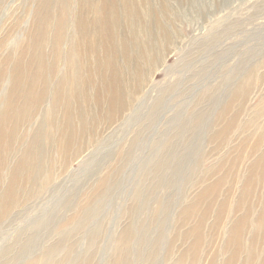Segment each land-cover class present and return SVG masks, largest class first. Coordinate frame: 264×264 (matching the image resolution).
Segmentation results:
<instances>
[{
	"label": "rangeland",
	"instance_id": "rangeland-1",
	"mask_svg": "<svg viewBox=\"0 0 264 264\" xmlns=\"http://www.w3.org/2000/svg\"><path fill=\"white\" fill-rule=\"evenodd\" d=\"M155 4L160 28L105 71L109 89L95 83L81 109L59 98L22 111L37 19L24 0L0 1V121L18 122L0 139V264H116L131 226L143 234L129 244L135 264H150L159 234L153 264H264V0ZM34 136L46 156L31 185L14 168ZM106 177L114 186L78 227Z\"/></svg>",
	"mask_w": 264,
	"mask_h": 264
},
{
	"label": "bare ground",
	"instance_id": "bare-ground-1",
	"mask_svg": "<svg viewBox=\"0 0 264 264\" xmlns=\"http://www.w3.org/2000/svg\"><path fill=\"white\" fill-rule=\"evenodd\" d=\"M24 1L34 8L33 17L37 19V32L33 45L36 51L33 54V63L27 66L26 70L25 66L19 65L21 75H24L29 68L33 71L32 77L22 86L20 95L24 105L15 108L22 111L41 106L48 101L51 102L53 109L59 98H64L63 100H65L69 110L73 107V98H76L79 101V109H81L83 102L89 98L92 91H95V83H106V89H109L112 83L106 79L105 71L111 68L113 70L112 75L116 76L115 62L122 54L128 56L139 44L137 37L148 34L154 28H160L162 14L166 13V9L164 6H158L155 3H165L167 0ZM151 4L154 6H150ZM152 21H154L153 24ZM50 33L53 34V37L48 40L47 36ZM124 35L128 37H123ZM46 47L50 48L51 60L48 58ZM62 64L65 65V71L60 73ZM17 84L18 86L23 84L22 80H19ZM9 120V116L4 115L0 121V139L6 137L4 142L14 139L15 129L18 125L16 118L11 116V130L7 131L4 126ZM71 120V116L66 117L65 128H73ZM45 122L42 121L40 128H45ZM24 144V152L17 162L18 165L16 164L14 172L24 168L27 173L26 183L34 185L44 170L46 155L37 136L32 137L29 143L27 141ZM7 147L9 148L8 145L5 148ZM1 152L0 163L7 164L8 159L5 153L4 151ZM158 165L161 167L163 161H160ZM47 174L46 171L41 181L43 188ZM1 176L2 173H0ZM114 184L115 180L111 177H106L100 182L96 196L91 200L92 202L90 201L79 219L80 225L78 227L85 228L87 221L96 218L99 206L103 204L109 189ZM9 191L11 196L17 197L18 193H16L13 182ZM135 193V199H139L140 191ZM42 223L44 222L38 223V226H41ZM140 229L131 226L125 231L122 242L124 239L123 245L126 246L117 256L116 264H135L130 258L131 248L129 244L132 240H139V242L143 240L142 229ZM93 233V231L88 232L89 237L91 236L90 240H93ZM60 237L63 239L65 234ZM160 239L161 234L155 238L152 248L147 254L142 255L139 249L132 251L134 258L138 259L141 255L142 257L146 255L150 264H153L155 250ZM61 245V241L55 243L46 251L45 255L49 257L54 254L61 249ZM27 247L28 244L22 246L23 249ZM19 253L23 252L19 250Z\"/></svg>",
	"mask_w": 264,
	"mask_h": 264
}]
</instances>
